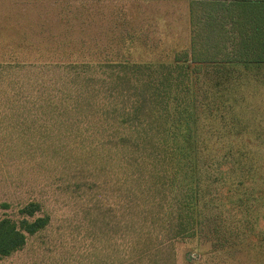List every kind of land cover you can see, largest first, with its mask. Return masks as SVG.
I'll return each mask as SVG.
<instances>
[{"label": "rangeland", "instance_id": "rangeland-1", "mask_svg": "<svg viewBox=\"0 0 264 264\" xmlns=\"http://www.w3.org/2000/svg\"><path fill=\"white\" fill-rule=\"evenodd\" d=\"M187 4L188 0H0V30L14 44L20 37L22 45L41 49L59 41L69 51L84 49L85 58L91 55L88 51L94 58L105 57L100 54L136 37L139 53L128 60L171 62L175 52L188 46ZM3 42L9 43L7 38ZM26 66L8 68L0 78V220L21 226L47 218L48 224L27 235L25 245L0 264L252 263L248 249L235 251L234 242L214 248L213 242L223 244L228 235L200 243L187 237L172 247L167 243L157 216L152 210L148 213V199L145 205L139 202V197L144 199V179L117 174V124L111 121L114 126H108L106 118L117 112L104 117L95 108H75V101L91 90L81 82L106 78L107 69ZM243 71L240 78L252 83L240 110L247 127L243 142L264 151V65ZM249 192L255 196L250 187ZM30 202L41 207L33 216L24 213ZM256 203L254 208L264 215L263 204L255 207ZM258 214L249 232L240 224L233 236L257 241L264 233Z\"/></svg>", "mask_w": 264, "mask_h": 264}, {"label": "trees", "instance_id": "trees-1", "mask_svg": "<svg viewBox=\"0 0 264 264\" xmlns=\"http://www.w3.org/2000/svg\"><path fill=\"white\" fill-rule=\"evenodd\" d=\"M187 5L188 46L171 62L128 60L139 53L136 37L110 53H97L105 57L88 51L85 58L84 49L69 51L59 41L41 49L22 45L20 37L14 44L0 30V78L8 68L26 65L107 69L106 78L81 82L91 90L85 89L88 95L76 100L75 108H95L104 117L117 112L106 117L108 126L117 124V174L144 179L139 202L145 205L148 199V213L157 216L170 247L187 237L200 243L228 235L223 244L213 242L214 248L234 242L235 251L248 249L251 264H264V233L249 242L233 236L240 224L249 232L254 215H262L255 200V207L264 206V151L243 142L247 127L240 111L252 85L240 78L243 69L264 65V0H188ZM20 55L35 59L24 61ZM40 208L30 202L24 213L33 216ZM47 224V218L21 226L0 220V259L20 250L27 235Z\"/></svg>", "mask_w": 264, "mask_h": 264}]
</instances>
